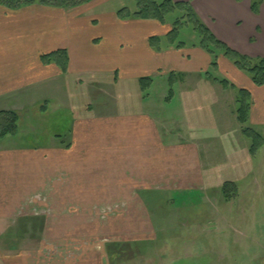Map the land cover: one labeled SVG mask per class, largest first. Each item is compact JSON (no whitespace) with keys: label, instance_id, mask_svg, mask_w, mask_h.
I'll return each mask as SVG.
<instances>
[{"label":"crops","instance_id":"obj_1","mask_svg":"<svg viewBox=\"0 0 264 264\" xmlns=\"http://www.w3.org/2000/svg\"><path fill=\"white\" fill-rule=\"evenodd\" d=\"M100 1L71 9L0 6V108L8 109V96L20 91H34L66 76L88 81L101 75L118 91L123 84V92L133 93L140 108L132 112L120 106L112 115L78 117L68 143L48 148L4 145L10 135L0 139V264H102L88 255L96 252L93 246L91 250L77 241L89 236L121 238L104 245L107 255L109 244H130L131 252L146 247L156 230L145 193H195L205 187L219 190L223 184L203 153L208 144L200 142H211L219 134L240 136L235 100L233 113L226 99L246 90L247 123L264 125V85L255 86L222 54L213 70V57L198 46L197 38L170 43L171 22L121 20L115 12L90 15ZM253 1L259 2L257 14L250 9ZM191 7L217 40L243 56L264 58V0H192ZM153 38L156 46L150 42ZM181 41L184 45L176 47ZM58 50L67 54L65 72L40 59ZM170 76L177 88L160 87L166 107L157 104L158 114L148 92L156 80L168 82ZM141 78H150L148 91L141 90ZM202 80L219 85L226 80L232 87L213 83L211 90H201L197 83ZM228 91L234 96L227 97ZM175 94L178 112L170 105ZM201 98L214 122L208 131L203 128L204 139L195 128L199 112H192ZM151 110L162 119L151 117ZM184 128L185 135L180 133ZM235 140L236 147L242 145L241 138ZM46 191L47 196L42 195ZM95 210L97 218L90 222L88 214ZM104 213L114 216L105 218ZM113 254L119 255L116 250Z\"/></svg>","mask_w":264,"mask_h":264},{"label":"rangeland","instance_id":"obj_2","mask_svg":"<svg viewBox=\"0 0 264 264\" xmlns=\"http://www.w3.org/2000/svg\"><path fill=\"white\" fill-rule=\"evenodd\" d=\"M124 8L131 15L136 11V0H102L90 15L117 13ZM168 17V22L172 23L176 16L174 14ZM126 19L132 18L127 16L121 20ZM187 38H197V35L192 27H181L176 34V40ZM216 76L220 77L219 74ZM107 78L101 75L99 78L92 77L87 81V78L78 80L79 78L70 79L66 76L61 80L42 84L34 91H20L8 96L9 108H0V112L13 111L18 115L19 120L17 134L5 138L4 145L48 148L54 144L68 143L69 132L74 125V119L78 117L112 115L120 106L124 109L122 111L139 112L140 108L134 102L136 99L133 93L129 92L130 94L126 95L123 84L120 87L121 91H118ZM175 83L170 87L167 79H158L150 88L151 91L148 93L152 96L157 113L159 111L157 104L166 107L162 102L166 93L160 87L176 90ZM213 83L220 86L218 83L211 81L208 83L203 80L197 85L202 88L201 90L203 88L211 90ZM150 86L151 84L147 87V91ZM230 94L234 96L235 92L228 91L226 96L229 97ZM176 95L170 104L174 112L180 110ZM235 98L226 99L228 105L232 103L228 110L233 113H235ZM204 100L201 98L195 104V106L199 104V108L192 109V112H199L198 124L195 128L196 131L198 130V136L202 138L203 134L207 133L203 128L208 131L207 127L214 124L211 113L210 118L207 116L209 109L204 105L206 103ZM170 110L168 111L171 114L173 109ZM152 113H150L151 117L162 119L158 115L160 112ZM172 119L175 122L178 117L174 116ZM218 121L220 122V118ZM252 123H247L246 127L263 139L255 155L248 153L251 141L243 138L241 133L237 138H241L242 145L238 147L234 142H238L235 140L236 136L229 138L223 134L217 135L211 142H200L204 145L208 144L209 148L204 146L203 153L209 155L207 161L209 168L213 167L218 171L215 173L216 177L224 182H233L237 186V194L230 201H224L218 189L206 187L201 189V192L195 193L181 191L145 193L147 195H144L143 199L146 202L149 220L151 222L152 218L154 223L152 228L156 230V234L152 236L153 239L150 238L146 247L133 249L135 252L130 260L113 254L115 250L108 252V255L104 252V245L107 242L119 241L121 238L105 235L73 240H82L90 248L93 246L96 252L88 255L97 256V259H93L102 261V264H264V125ZM169 129L176 131L174 128ZM186 132V128L180 131L183 135ZM42 195L47 196V191ZM43 209L44 206H41V214ZM95 212L97 211L88 214L90 222H93L91 219L97 218ZM109 215L104 216L108 218ZM43 240L47 242L48 238L45 237Z\"/></svg>","mask_w":264,"mask_h":264},{"label":"trees","instance_id":"obj_3","mask_svg":"<svg viewBox=\"0 0 264 264\" xmlns=\"http://www.w3.org/2000/svg\"><path fill=\"white\" fill-rule=\"evenodd\" d=\"M91 0H0V6L8 10H17L21 7L30 6L33 4L54 7L59 9H71L84 5ZM191 1L188 2H174L173 0H136V11L130 12L127 9H122L116 13L119 19L131 16L134 19L141 20H156L161 24L168 21L169 15H174L175 18L171 23V30L167 35L168 41L173 43L176 40V34L181 27L190 26L197 35L198 46L205 50L213 57L211 68L214 70L217 67V56L222 54L226 59L233 63L239 70L248 74L252 83L261 87L264 85V58H249L243 56L228 46L217 40L213 34L205 27V25L198 19L197 15L191 7ZM240 1V0H237ZM259 2L253 1L250 9L252 13L257 14ZM182 40V39H181ZM153 46L157 45V41L153 38L150 40ZM184 45L178 43L176 47ZM43 64L54 63L62 72L66 71L67 54L64 50H58L47 55L41 56ZM168 83L171 87L173 85V77L170 76ZM220 85L223 88L232 87L226 80H221ZM141 90H145L150 84V78H141L138 80ZM171 89L168 95H171ZM250 94L246 90H238L235 98L236 103V119L241 127V134L251 141L249 147V154L255 155L258 148L262 145L263 139L259 134H256L252 129L247 128L248 114L250 109ZM18 115L13 111L0 112V139L7 135L14 136L18 130ZM219 193L224 201H230L237 194V186L233 182H224L219 188ZM130 244H109L108 252L116 250L122 257H133L134 252L130 251Z\"/></svg>","mask_w":264,"mask_h":264}]
</instances>
